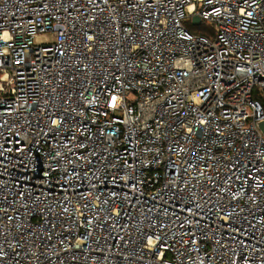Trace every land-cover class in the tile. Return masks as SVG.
Wrapping results in <instances>:
<instances>
[{"label": "built area", "instance_id": "2783aa9c", "mask_svg": "<svg viewBox=\"0 0 264 264\" xmlns=\"http://www.w3.org/2000/svg\"><path fill=\"white\" fill-rule=\"evenodd\" d=\"M261 100L264 0H0V264H264Z\"/></svg>", "mask_w": 264, "mask_h": 264}, {"label": "rangeland", "instance_id": "374dc122", "mask_svg": "<svg viewBox=\"0 0 264 264\" xmlns=\"http://www.w3.org/2000/svg\"><path fill=\"white\" fill-rule=\"evenodd\" d=\"M186 26L190 31H192L193 33H196V34L207 35V34H209V32L212 31V27H211L212 25L207 24L205 22H202L198 25H194L190 21H188V22H186ZM262 101H264V100H262Z\"/></svg>", "mask_w": 264, "mask_h": 264}, {"label": "water", "instance_id": "95a60500", "mask_svg": "<svg viewBox=\"0 0 264 264\" xmlns=\"http://www.w3.org/2000/svg\"><path fill=\"white\" fill-rule=\"evenodd\" d=\"M192 24L198 25L200 23V18L196 15L191 17ZM258 127L264 135V119L258 123Z\"/></svg>", "mask_w": 264, "mask_h": 264}, {"label": "trees", "instance_id": "16d2710c", "mask_svg": "<svg viewBox=\"0 0 264 264\" xmlns=\"http://www.w3.org/2000/svg\"><path fill=\"white\" fill-rule=\"evenodd\" d=\"M261 103H262V104H263V106H264V101H262V100H261Z\"/></svg>", "mask_w": 264, "mask_h": 264}]
</instances>
